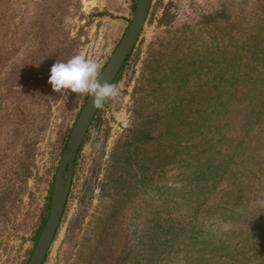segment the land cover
I'll list each match as a JSON object with an SVG mask.
<instances>
[{
  "label": "rangeland",
  "instance_id": "374dc122",
  "mask_svg": "<svg viewBox=\"0 0 264 264\" xmlns=\"http://www.w3.org/2000/svg\"><path fill=\"white\" fill-rule=\"evenodd\" d=\"M135 3L0 0V264H28L49 215V196L67 139L87 98L53 91L48 82L52 65L82 52L102 65L101 72L128 27ZM205 14L218 19L213 25L202 23ZM262 28L264 33V0H154L140 40L114 83L120 94L99 108L78 154L65 213L43 264H213L219 259L264 264L261 181L241 184L220 171L206 186L209 175L200 182L193 175L201 157L209 159L222 148L216 138L206 152L197 137L202 131L197 105L186 111L189 125L176 128L177 136L166 129L161 141L146 146L156 157L150 170L116 179V167L127 164L126 143L144 145L150 104L159 103L161 87H155L154 77L189 63L196 50L210 52L221 44L229 51L247 48L249 37ZM196 81L193 76L180 99L196 102L205 95ZM174 118L177 125L182 123ZM211 130L205 127V133ZM131 134L140 137L134 142ZM92 180L90 192L87 183ZM233 189L246 206L238 208V197L233 198L228 220L208 223L210 215L220 218L221 205ZM255 209L263 219L261 229L230 234L241 227H235L233 216L254 215ZM44 210L48 213L42 226ZM210 230L217 241H229L227 250L203 253L200 242L211 243L205 236ZM141 232L144 239L137 248ZM127 241L134 248L130 259ZM203 254L209 260L200 263Z\"/></svg>",
  "mask_w": 264,
  "mask_h": 264
},
{
  "label": "trees",
  "instance_id": "16d2710c",
  "mask_svg": "<svg viewBox=\"0 0 264 264\" xmlns=\"http://www.w3.org/2000/svg\"><path fill=\"white\" fill-rule=\"evenodd\" d=\"M222 13L226 14L225 11ZM203 16L204 18H202L201 22L208 25H213L212 23L218 19L213 14H205ZM167 17V21H169L170 15L167 14ZM262 30L263 28L259 29V33L249 37L247 48L229 51L224 44H221L220 47L212 48L210 52L196 50V56L190 58L189 63L179 64L181 66L176 65L175 67L170 66L169 72H165L166 74L162 76L154 77L155 82L158 83L155 87H161V89H158L159 103L155 106L152 103L150 104L151 111L147 114L150 126L145 133V140L142 141L144 145L138 146L137 144L135 148H132L133 143L131 140L126 143L127 164L115 166L120 168L119 177L117 175L116 179H123L127 174H133L134 171H139L140 169L150 170L156 157L148 154L146 146L155 140L161 141L163 132L166 129L177 136V129L180 131L184 122L188 124L186 111L197 105L200 110L198 126L202 127V131H199L197 137H200V141L206 146V152L208 147L212 146L211 141L216 138L222 147L213 151L209 159L203 160L202 157L200 158V161L196 164L197 171L193 174H198L195 177L197 182L209 175L206 179L207 186L210 184V177L220 171H226L222 174H227L229 177L234 176L241 184H245L244 182L248 179H255L261 181V184L264 185V33L261 32ZM177 62H180V60ZM121 74L114 83L120 79ZM165 76L168 82H163ZM193 76L197 79V89L200 92H204L205 95L196 102L186 97L180 99L178 94L188 90ZM211 82L213 83L211 84ZM181 83L184 84V88ZM161 103H165L166 107L159 108L158 106ZM168 107L170 108L169 110ZM174 117L181 119L182 123L177 125ZM209 117L212 118L209 121H204V119ZM159 122H163L165 127L160 126ZM206 126L212 127L208 134L205 133ZM158 129L160 130L159 132H157ZM129 130L137 132L136 128H130ZM130 136L134 142L140 137L132 134ZM87 139L88 136L84 143ZM161 159L157 158V160ZM224 167L225 169L222 170ZM136 173L135 175H137ZM239 174H245L246 176L243 178L235 176ZM236 180L233 182V188L236 187ZM92 182V184L90 181L87 183V189L90 186V192L94 190L95 182L93 180ZM235 189L231 190L225 197L221 205L220 218L210 215L208 223L227 221L230 217L227 210L233 198L238 197L235 200L238 208L246 206L244 200L239 197ZM260 190L263 192L264 187L260 188ZM51 195L52 191L49 200ZM108 196H111V194ZM255 211L254 215L245 217L238 216L239 214L234 215L235 227L238 225L241 227L234 229L230 234L243 236L247 234V230L250 228L261 229L263 219L259 216L256 209ZM47 213V210H44L42 226L46 221ZM254 216L258 217L255 218ZM200 235H204L203 230L200 231ZM206 235L211 238V243L209 244L207 241L200 242L203 243L204 248L201 249L203 253L208 250L211 252L216 249L220 252L227 250L230 244L228 240L218 238L217 241L215 232L211 230L210 234L206 233ZM143 239L144 235L142 236L141 232L139 237L136 238V246ZM139 246H142V244L138 245L137 248ZM125 248L127 251L126 256L130 259L134 248L130 246L128 241ZM145 252L147 253V251ZM147 254H150V252ZM208 260V256L203 254L202 258L198 259V262L202 263ZM213 264H229V262L219 259Z\"/></svg>",
  "mask_w": 264,
  "mask_h": 264
},
{
  "label": "water",
  "instance_id": "95a60500",
  "mask_svg": "<svg viewBox=\"0 0 264 264\" xmlns=\"http://www.w3.org/2000/svg\"><path fill=\"white\" fill-rule=\"evenodd\" d=\"M154 0H136L128 27L100 72V81L114 83L137 46ZM100 107L87 97L67 139L54 179L51 207L28 264H43L59 231L71 192L78 154Z\"/></svg>",
  "mask_w": 264,
  "mask_h": 264
},
{
  "label": "clouds",
  "instance_id": "9594fccd",
  "mask_svg": "<svg viewBox=\"0 0 264 264\" xmlns=\"http://www.w3.org/2000/svg\"><path fill=\"white\" fill-rule=\"evenodd\" d=\"M102 65L84 53H77L66 62L56 61L48 82L57 93H75L77 96L92 97L94 107H102L120 94L117 84L100 81Z\"/></svg>",
  "mask_w": 264,
  "mask_h": 264
}]
</instances>
